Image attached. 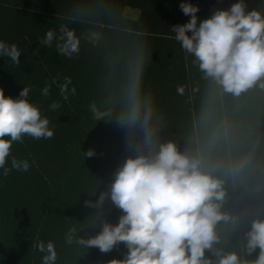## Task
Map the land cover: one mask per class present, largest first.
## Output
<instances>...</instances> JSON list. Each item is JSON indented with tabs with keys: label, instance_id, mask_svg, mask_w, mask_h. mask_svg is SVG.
I'll use <instances>...</instances> for the list:
<instances>
[{
	"label": "trees",
	"instance_id": "16d2710c",
	"mask_svg": "<svg viewBox=\"0 0 264 264\" xmlns=\"http://www.w3.org/2000/svg\"><path fill=\"white\" fill-rule=\"evenodd\" d=\"M182 2L197 6L199 21L238 0H0V40L21 50L20 64L0 57V88L18 98L29 87L54 130L51 139L25 136L14 142L11 159L27 160V172L0 169V264H42L36 245L53 241L55 264H108L123 259V243L102 253L98 248L68 245L75 238L98 234L103 220L115 225L122 215L101 193L109 192L114 172L126 158L151 156L161 143L199 159L203 171L222 182L221 212L238 222L220 221L214 249L248 255L246 233L251 222L264 219V88L226 93L204 79L193 57L185 53L171 26L190 20ZM246 11L264 12V0H244ZM127 8L139 12L125 15ZM66 26L79 38L73 58L40 44L46 31ZM98 34L97 42L86 37ZM70 77L69 98L60 93ZM55 80L56 83L52 81ZM51 85L48 96L41 94ZM184 87L183 94L177 86ZM75 86L76 94H71ZM61 105L55 111L53 102ZM94 149L96 155L85 157ZM206 257L215 261L211 252Z\"/></svg>",
	"mask_w": 264,
	"mask_h": 264
},
{
	"label": "clouds",
	"instance_id": "9594fccd",
	"mask_svg": "<svg viewBox=\"0 0 264 264\" xmlns=\"http://www.w3.org/2000/svg\"><path fill=\"white\" fill-rule=\"evenodd\" d=\"M180 9L190 20L182 25L171 26L175 40L182 50L193 57L204 79H210L226 93L239 95L259 85L264 88V12L246 11L244 0L232 4L229 9L215 10L198 23L197 6L182 2ZM56 41V52L73 58L79 53V38L66 26L46 31L40 44L51 47ZM22 52L15 43L0 40V57L10 58L20 64ZM56 83L55 80L52 81ZM70 77L64 78L60 93L65 101L69 98ZM51 85L41 94L48 96ZM31 89L24 87L18 98L5 96L0 88V169L7 176L12 169L27 172V160L11 159L6 167L14 142L23 143L25 136L35 140L51 139L54 130L40 108L28 97ZM77 89L71 88L75 95ZM184 87L177 86L183 94ZM61 105L53 102L55 111ZM96 155L94 149L84 152L85 157ZM106 198L122 212L118 223L103 220L97 235L75 238L76 230L70 229L65 242H74L84 248H98L102 253L112 251L123 243L127 252L123 259H112L108 264H264V219H255L247 231V253L259 249L256 258L241 260L236 252L214 249L219 243L215 227L220 221L238 222L221 212L225 192L222 182L203 171L201 161L178 150L171 141L161 143L151 156L136 155L126 158L114 172L109 192L101 193L96 204ZM86 206H95L86 201ZM44 253L42 264H55L56 246L53 241L36 245ZM211 252L215 261L206 257Z\"/></svg>",
	"mask_w": 264,
	"mask_h": 264
},
{
	"label": "rangeland",
	"instance_id": "374dc122",
	"mask_svg": "<svg viewBox=\"0 0 264 264\" xmlns=\"http://www.w3.org/2000/svg\"><path fill=\"white\" fill-rule=\"evenodd\" d=\"M138 14H139V12L137 11V10H135V9H132V8H127L126 9V11H125V15L127 16V17H129V18H137L138 17ZM86 37L90 40V41H92V42H97V40H98V34L96 33V32H94V31H87L86 32ZM93 205H95V206H97V207H100L101 206V204H96V203H94Z\"/></svg>",
	"mask_w": 264,
	"mask_h": 264
}]
</instances>
